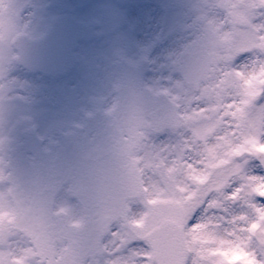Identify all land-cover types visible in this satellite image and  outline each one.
<instances>
[{
    "label": "snow or ice",
    "instance_id": "snow-or-ice-1",
    "mask_svg": "<svg viewBox=\"0 0 264 264\" xmlns=\"http://www.w3.org/2000/svg\"><path fill=\"white\" fill-rule=\"evenodd\" d=\"M217 7L224 16L208 22V53L189 78V106L160 121L186 130L188 138L174 147H150L145 129L152 126L133 115L122 195L106 208L90 246L83 241L58 246L71 237L54 224L5 213L0 264H90L95 253L109 251L101 243L105 233L113 238L110 264H264V205L256 202L264 198V175L245 170L248 158L264 166V0H218ZM4 13L15 33L12 15L3 7L0 29ZM6 48L0 35V61ZM248 53L258 54L251 65L233 67ZM148 172L152 176L145 183ZM153 198L161 203L149 207ZM237 201L248 212L227 218L222 231L201 217L208 209L227 212L224 202ZM20 233L24 246L14 248ZM137 244L142 252L135 250ZM121 250L129 257L121 258Z\"/></svg>",
    "mask_w": 264,
    "mask_h": 264
},
{
    "label": "rangeland",
    "instance_id": "rangeland-1",
    "mask_svg": "<svg viewBox=\"0 0 264 264\" xmlns=\"http://www.w3.org/2000/svg\"><path fill=\"white\" fill-rule=\"evenodd\" d=\"M7 1L8 2L6 4V0H0V7L4 8L6 6L4 8V10L12 15V19H13L14 25H15V34H17L18 32H20V13H19V15H17L18 17L16 16V10H17L19 5L14 2L15 0H7ZM17 1H19V0H17ZM46 1L47 0H43V1H41V3H45ZM185 1L187 2L188 0H185ZM36 2H38V1H36ZM217 3H218V0H215L209 8L205 9V11L208 12L207 22L204 25H202L200 29H196L197 31L199 30V32L204 31L205 33H207L209 20L220 21L223 18L224 12H223V10L218 9ZM27 4H28V2L26 0H20V12L25 10V8L27 7ZM185 8L186 7L184 6V11H185V21L184 22H185V24H187L189 22L188 19H190L192 12L190 11L191 9L187 10ZM74 9L78 10V9H76V6H74ZM196 12L197 11H195V13ZM21 17H23V15H21ZM38 24H39V22L36 21L35 25H38ZM197 31L192 30L191 32L185 33V46L186 45L189 46L190 42L192 41L193 37L196 35ZM6 49H7L6 53H8L9 57L12 56L13 54H15V51H14L13 47H11V45H7ZM257 55H258L257 53L245 54L244 57L238 58L235 61L233 67L238 68L240 70H243L245 67L251 65L252 61L257 58ZM155 77L159 78L158 84L156 85V88L163 87V88L169 90V92L173 98L178 97L177 101H179V103L181 105V114H183L184 110L189 106V100H190V91L189 90H190V87L187 84L179 85V86L176 85V77L175 76L172 77L169 74L167 76H164L163 74L156 73ZM8 90H11L9 97L15 98V96L20 95L19 92L15 91V87H13V84L8 85ZM19 101H20V98H19ZM84 108H86V105H82L81 102L74 100L70 105H67V107L65 109V110H67V112L69 114V118L67 120H59V121L66 126L65 128H69L71 126L72 122L74 120H77L81 115V113H79L78 109L83 110ZM36 120L38 122H40V119L38 117H36ZM24 127H27V125H25ZM41 132L42 133H48V130H46L44 127H41ZM10 138H11V136L4 138L3 141H5V142H3V144H2V142H0V146L7 145V143H12L13 140H11ZM187 138H188V136L186 135V130H183V129H179V130H175V131L174 130H166L160 134H153L152 132H149L147 134L145 143L148 144L150 147L151 146L174 147L176 144L180 143L183 140H186ZM3 151H4V149H3ZM0 153H2V152H0ZM135 154L142 155V153H137V152H135ZM1 155L2 154H0V156ZM248 159H249V162H248V164L245 165L246 172L248 174L262 175V169H261L260 165L258 164L256 158H248ZM0 162L2 163L1 160H0ZM3 173H4V171L3 172L1 171L0 175H3ZM151 176H152V173L148 172L147 176L145 177V183H150L148 178ZM0 177H2V176H0ZM178 180H179V178H178ZM234 186L235 185L227 188L225 190V192L226 193L230 192L231 190H233ZM258 199L259 198L257 197L256 202L264 205V203L260 202ZM160 203H161L160 199L153 198L152 203L149 205V207L159 205ZM5 206H6V211H7L8 205L5 204ZM224 206L228 209L227 212H225L223 210V208H221V209H208V210L201 213V217L204 220H210L213 225L219 224L221 226L219 230L222 231L224 227H227V224H226L227 218H230L232 215H239V214H243V213L248 212V208L244 204L243 201L224 202ZM57 208H65L66 210H68L71 221H78L82 217L81 208L79 206H77L76 202L73 203L69 199L67 189H64L60 193V195L58 197ZM143 208H144L143 205L138 207L137 213L139 211H142ZM221 216L225 217L224 221L218 219V217H221ZM21 237H22V235L20 234V235H17L16 237L13 238L16 241H19V244L14 243V244H12V247L16 248L18 246H24V241L21 239ZM10 243H12V241H10ZM112 243H113V238L109 234V236L106 238L105 242L103 243L104 245L108 246V248H109L108 252L113 251L112 250ZM135 247L144 248L143 245H140V244L136 245ZM98 264H100L99 260H98Z\"/></svg>",
    "mask_w": 264,
    "mask_h": 264
},
{
    "label": "water",
    "instance_id": "water-1",
    "mask_svg": "<svg viewBox=\"0 0 264 264\" xmlns=\"http://www.w3.org/2000/svg\"><path fill=\"white\" fill-rule=\"evenodd\" d=\"M80 29H82L81 25H69L66 24L65 22L59 21L56 22L53 29H52V35L50 38V43L51 45H48V49L49 46H51V51L53 52H59V50L61 49H65L68 48L71 52V55H73L72 53V49L75 46L76 43V38L78 37V32L80 31ZM47 45V44H45ZM195 56H193L194 58ZM185 63L186 65L191 63L190 61H188V55L185 56ZM195 60H197V58L195 57ZM203 65V64H202ZM199 66L198 68H196V71H199V69L202 67ZM44 71H51L50 69H46L43 68ZM195 71V72H196ZM191 76V75H190ZM189 80V78H187ZM131 89V88H130ZM133 90H135V94H131L128 95L130 97H126L122 100L123 103H125L124 106H122L119 110H116L114 116L121 121V123H123L126 127L129 126L130 127V121L133 117V115L138 116L139 118L142 119V114L146 113L148 114L152 120H153V129L156 127L159 128H165L166 126H170L167 124H161L160 121L164 120L167 115L173 111L178 112V108L177 105H175V103H173L166 95H162V94H158V95H151V93L148 90H143L141 88H137L134 87ZM122 93H130V91H122ZM123 98V96L121 97ZM162 114L161 117H158V114ZM109 121H111V118H109V116L106 117ZM94 120H96L97 125L100 126L103 124V122H105L104 120H106L104 118L103 120V116L100 118V120H97V116L95 115ZM143 120V119H142ZM87 127V126H86ZM171 127V126H170ZM20 148H22V153L25 155V151L27 150H32L34 152H36V149L34 148V146L32 145V141H28L25 144L20 145ZM41 151H37L35 160H36V164L34 165L35 169L40 170L42 172L45 173L44 171V162L47 165V161L42 159V155L41 153H39ZM43 153V152H42ZM17 179L20 182V180L22 179L23 183H29L30 179L27 175H21L20 173L17 174ZM24 189L20 188L17 190H14V198H17L20 194L21 197L24 196ZM28 200H32L33 204L27 206L26 208L33 210L36 209V205L37 204H41L42 203V198L37 195L36 197H28ZM25 204L24 201L20 200V205ZM96 220H98V218H96ZM98 228V227H97ZM97 228H96V234L97 235ZM61 229H63L64 231L68 232V231H72L73 233H78V229H67L64 226L61 227ZM72 242L74 241H78V239H76L74 236H70ZM89 238V237H88ZM95 238V237H94Z\"/></svg>",
    "mask_w": 264,
    "mask_h": 264
},
{
    "label": "flooded vegetation",
    "instance_id": "flooded-vegetation-1",
    "mask_svg": "<svg viewBox=\"0 0 264 264\" xmlns=\"http://www.w3.org/2000/svg\"><path fill=\"white\" fill-rule=\"evenodd\" d=\"M130 18H132L135 23L137 24V29H141V25L145 24V16L140 17V21H138V17H134V15H130V13L128 14ZM123 16H125V13L123 14ZM116 29H118V24L116 25ZM106 36V33L103 32V37ZM115 39L117 40L118 44L120 45L119 47L121 48V43H120V39L118 37V34L115 33L114 34ZM114 41V39L112 37H109L106 42L105 45H102V49L101 50H105L109 48V43H112ZM133 50L132 54L129 56L130 57V61L132 60V57H136L138 54V49H131ZM149 50L150 53L152 55L155 56L156 60H162L163 59V52H162V43L159 41V39H155L153 43L150 44L149 46ZM173 62H175V57L172 56L170 58ZM107 67L104 68V63H100V66L104 68V70L109 73L111 70H114V67L105 62ZM116 67L118 66V63H116ZM171 69H175L174 67H170V65H165V69L166 71L169 70V68ZM91 68V67H90ZM82 69V78L85 79V76H87V64L86 62L81 66ZM118 73L120 74V68H118ZM152 73V71H151ZM73 75L72 73L68 74L67 76L63 77V78H59V79H54L51 78L49 83H46L44 78L40 77L37 74H33L30 71L26 70L24 67H20V95L21 96H26L28 98V100H34L37 99L41 96V93L43 94H49L50 92L53 94H58L59 96H66L67 95V91L66 89L68 88V80L71 79L72 80ZM69 91H71V88H69ZM4 127V120H0V131L3 129Z\"/></svg>",
    "mask_w": 264,
    "mask_h": 264
},
{
    "label": "clouds",
    "instance_id": "clouds-1",
    "mask_svg": "<svg viewBox=\"0 0 264 264\" xmlns=\"http://www.w3.org/2000/svg\"><path fill=\"white\" fill-rule=\"evenodd\" d=\"M0 35L3 36L4 44L7 46L15 33L9 31L7 13L3 14V27L0 29Z\"/></svg>",
    "mask_w": 264,
    "mask_h": 264
}]
</instances>
